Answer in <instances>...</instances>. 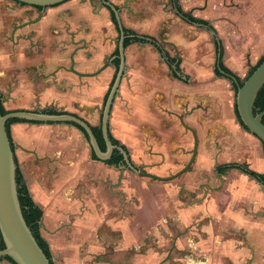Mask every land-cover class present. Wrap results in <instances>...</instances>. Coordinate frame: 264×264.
<instances>
[{
  "label": "crops",
  "instance_id": "crops-1",
  "mask_svg": "<svg viewBox=\"0 0 264 264\" xmlns=\"http://www.w3.org/2000/svg\"><path fill=\"white\" fill-rule=\"evenodd\" d=\"M174 1L175 0H170L173 5L174 14L184 23L185 21L175 12L176 8L174 9ZM177 1L182 11L184 13H189L185 12L179 4V0ZM234 2L239 4L236 0H234ZM155 3L158 7L160 6L162 13H167L165 10L166 7L162 6L164 4L158 2V0L155 1ZM181 4L184 7L183 0L181 1ZM3 5H7V3L0 0V91L7 92L6 95L8 99L6 100V104L10 106L9 108L13 110H32L40 107L42 103H45V101L48 100L53 102L57 101L58 103H64L61 101L64 100L66 103L75 98L76 100H83L84 104L81 103L82 106H86L87 109L92 108L91 112L98 109L102 104L101 101H103L104 96L108 93L110 84L113 80L115 71L114 67L112 65L109 66L95 77H85L87 82H81L78 87H75L73 90L76 91H73V94H70L69 98L66 97L68 94L61 91L60 83H58V86L52 87L48 92L37 90V87L42 85L40 81L44 80L47 76L58 78L55 74L56 71L54 73L46 72L48 67L49 69L52 68L58 60L53 58V55L45 57L43 52L45 47L47 49H53L55 47V41L57 38V34L55 33L56 28L59 26L58 23L60 22H57L51 14H47L38 24L15 28L16 25H19L27 19L25 16L26 14H18L17 18H12L13 11H18L19 9L13 10V6L9 4L10 14L8 15L7 9H5ZM245 6L246 8L243 11L244 14L241 16L240 20L236 22L228 20L225 16L220 15L221 27L227 28L230 26L233 35L225 30L223 31L221 27L217 30L212 27L210 22L206 19L194 17L189 13L194 18L207 22L216 33L217 39H214L216 44L215 66L217 64L219 43L221 49V59L219 64L222 63L226 69L240 80H245L249 71L253 68H250L248 72L245 71L244 64L246 62V54L250 53L252 61H255L259 53L264 51V2L263 0H250V2L247 0L245 1ZM240 7L228 9L235 10ZM228 9H224V12H227ZM102 13L107 16V23H110L113 26L112 30H115V27L108 16V11L103 8L96 16L92 14L88 16L84 15L85 13H80L81 15H79V17L83 18L81 23L87 27L84 28L80 26L78 29L75 27L72 31H69L72 39H70V44L72 41L71 45L77 42L84 43V45L81 46L82 48L79 49L74 56L75 68L78 72H95L104 64V61L110 62V57L116 49V38L118 35L117 37H114L113 34L109 32L108 26L103 25L102 27L105 26L106 28L103 29L98 26L96 21L98 19H94L95 17L98 18V16H101ZM121 14L118 15L121 16ZM123 14L127 16V19L124 21L122 19L124 16L122 15L120 20L122 22L121 25L126 30L133 31L139 36L154 38L157 41L154 37L156 34L145 33L142 32L141 29L135 28L132 18L133 16H135V18L139 17L137 16V13ZM166 18H163L160 21V24L157 23L159 25V32L162 30L166 32L165 35L169 41L177 45L182 51L183 58L184 30L180 29L178 26L176 27L175 24L171 22L172 20L169 18L168 13ZM12 19H14V21ZM197 27L206 29L205 26ZM174 32H180L181 34L174 35ZM156 33H158V31ZM137 46L142 48L139 52L140 54L137 53V55L132 56L127 53L129 49L130 52L136 53L134 48ZM70 48V46L65 48L66 52L72 50ZM253 48L254 50L249 51V49ZM167 54L172 59L179 62L180 71L177 75L178 77L172 75V71L152 45L137 43L136 45L128 47V50L125 53V65L130 67L131 64H136V68L124 73L118 87V95H116L118 96V100L116 98V101L115 99L113 100V112L111 111L112 116L109 119L114 123V127L120 122L125 128L123 132H119V129L116 130L117 136L129 137L130 141L132 140L130 137H132L133 141L135 140L141 143L144 139H142L143 135L140 134V132L139 134H136L135 131H133L132 134L129 131L126 132V129L128 130L129 126L133 125L132 123H139L141 125L139 128H144L145 125H152L155 129H162L166 126L165 122H171L170 120H164V122H162V119H160V112L171 110V112H180L184 109V102L193 107V102L200 99L199 97L194 98L193 96L195 95L189 90L188 76L184 75L180 68L182 63L181 57H174L169 53ZM86 55H91V57L86 59ZM144 56L150 57L153 60L149 65L150 67H148V71L152 75L158 74L167 78L171 82H174L175 85L179 87L178 89H184L185 96H174L173 105L170 107L167 105L162 106L160 102L164 100V96L157 91L158 89H156L157 87L155 86V83L152 82L153 87L151 90L148 89V92L154 93L155 97L152 98L154 102L151 103L149 97L145 98V91L147 90L141 88L142 81L139 79L140 76L137 72L138 69L142 67L140 64L142 63L141 61H143L142 59L145 58ZM230 56H233L234 58L233 63L230 60ZM263 56L264 53L259 57L257 63ZM105 57H107L106 60ZM158 58L160 61H163L165 66H167L169 75L161 72L160 65L157 63ZM216 67L214 68L213 78H215V83L219 86V92L216 95L220 103L216 113L217 116L215 117V120H217L215 122V124L217 123L216 129L208 138H204L203 135H201L200 138H197L196 133L192 129L197 139L195 156L198 163L197 170L198 172L200 171L201 174H204L209 171V166L213 164V173L215 175L214 183L206 188L208 189L206 190L208 193L202 198V204L200 206L201 210L194 214L191 213L189 215L190 217L188 216V220L190 221L193 218L191 216H197L198 222L200 221L204 224L206 220L208 222L209 219H211L208 217V212L210 211L214 216V219L212 220L219 225V236L215 241L216 246L218 247L217 251V247L215 248L214 244L213 246H210V244L205 245L203 243L200 245L203 250H206L205 252L208 257H213L211 261L212 264H264V185L238 169H231L218 174L219 168L232 164L240 165L242 162H246L252 172L264 174V157L253 153L244 155L242 151L244 145L253 144V136L247 133V131L241 126L236 116V91L234 90L233 82L220 73V75L216 74ZM53 74H55L56 77L55 75L52 76ZM122 80L125 82H122ZM227 84L234 91L233 111L230 110L227 103L225 104L224 100V97L226 96H224L223 89L227 90ZM120 86L121 90L119 95ZM170 90L172 92V89ZM199 93L201 94L203 92L200 91ZM120 106H122V109ZM203 106L205 107V105ZM63 110L75 112V110L72 109ZM194 112L195 111L191 112V114L186 117L189 122L195 120L193 118V114L195 116ZM112 123L109 124L112 125ZM60 125L64 124H32L21 122L13 123L9 126V133L14 145V156L17 166L23 176L30 197L42 210L43 215L41 219L40 233L49 246L52 261L53 257L55 258L56 255L60 256L62 252L61 250L67 247L68 237L66 232L68 229L76 228V224H79V222L87 223V220L89 219L90 222L87 224L88 227H91L97 218L93 214L88 215L89 217L86 218L87 211L85 214L77 213V210L80 208L76 202L77 181L79 175L80 177L82 176V170L84 171L83 166L90 169L88 176L92 181L98 180L99 176L96 172L99 171L105 173L106 169L114 168L113 166L106 165L103 161L92 159L91 154L84 159L86 160L85 163H82L84 160L73 159L67 150H63V146L67 145V141L63 140L62 136L59 135V133L65 130V125L62 127ZM182 125L186 126L183 120ZM117 126L119 127V125ZM188 128L191 129L190 127ZM165 129L166 127L163 132L168 136V131ZM68 130L83 138L82 133L75 127L69 126ZM198 139L200 144L211 143L213 146V152L209 153L206 145L203 147L199 144L198 146ZM116 140L120 142L118 139ZM120 144L125 146L121 142ZM59 151H61L60 155ZM211 155H213V163ZM194 160L192 164L194 163ZM116 170L120 173V169ZM93 186L90 188V191L92 192L95 191V187ZM80 204L81 208L85 205L83 202ZM204 204L207 205V207L203 208L202 205ZM200 217H207V219L202 220ZM68 226H70V228ZM206 232H208V230L204 228L202 233ZM43 234L44 236H48L47 239H45L46 237H44ZM202 236L205 239L206 236ZM218 241L219 244L217 243ZM207 249H211V251ZM207 251L214 254L210 256ZM216 256L217 259H215ZM0 264L11 263L3 260L0 261Z\"/></svg>",
  "mask_w": 264,
  "mask_h": 264
},
{
  "label": "rangeland",
  "instance_id": "rangeland-1",
  "mask_svg": "<svg viewBox=\"0 0 264 264\" xmlns=\"http://www.w3.org/2000/svg\"><path fill=\"white\" fill-rule=\"evenodd\" d=\"M3 1L7 3V5L3 6L7 9L8 15L10 14L9 4L13 6V10L19 9L18 11H13L12 18H17L18 14H26L25 16L30 19L37 16L35 15L36 11L30 7H20L10 0ZM100 1L71 0L61 6L45 10L44 16L51 14L57 22H60L56 28L55 47L53 49L49 48L50 50L45 47L43 52L45 57L53 55V58L58 60L52 68L49 69L48 67V70H46L47 73L56 71L58 78L47 76L40 81L42 85H39L37 90L48 92L52 87H56L60 83L61 91L68 94L66 97L69 98V95L76 91L73 90L75 87H78L81 82H87L86 78H79L67 70L70 65L69 57L71 53H73L75 46L80 45L78 42L71 45L72 41L70 44L71 35L69 31H72L75 27L78 29L80 26L86 28L87 26L85 27L81 23L83 18L79 17L80 13H85L84 15L88 16L91 14L94 16L98 15ZM155 1L157 0H109V3L121 11L122 14L119 13L121 16L118 17L121 19L123 15L122 19L124 21L127 16L123 13H137L139 17L135 18L133 16L132 18L135 28L141 29L145 33L156 34L154 37L167 53L174 57H181L180 68L183 74L188 76L189 90L195 95L193 96L194 98L199 97L200 99L193 102V107L184 102V109L180 112H171L172 110L160 112L162 122L164 120H170L171 122H165V130L168 131V136L163 132L165 127L159 130L152 125H145L144 128H139L141 125L134 122L132 123L133 125L130 124L132 126H129L126 132L129 131L131 134L133 131L136 134L140 132L144 140L139 143V141H133L132 137H130L132 139L130 141L129 137L117 136L116 130L119 129V132L125 130L122 123L118 122L116 124V126L119 125V127L117 126L118 128L114 127L111 119H109V123H112L110 125L111 134L127 147L131 161L138 169L144 167L147 172L152 174L170 177L185 168L191 159L194 147L193 135L189 130L185 129L180 119L183 120L186 126L194 130L197 138H200L201 135L204 138H208L216 129L217 123L215 124V122L217 120H215V117L220 104L216 95L219 92V86L215 83V78H213L216 44L214 37L207 29L181 22L175 16L170 0H158V2L164 4L162 6L166 7L165 10L172 20L171 22L176 27L178 26L184 30V57L182 58V51L177 45L169 41L165 35L166 32L163 30L159 32L157 23L160 24V21L166 18L167 13H162L160 6L158 7ZM181 1L179 0V4L185 12L191 13L194 17L206 19L212 27L218 30L222 25L220 23V15L234 22L240 20L244 14L245 1L247 0H236L241 7L234 0H183L184 7ZM235 7L240 8L235 10L228 9ZM224 9H228V11L224 12ZM94 19H100L101 24L97 22L98 26H108L109 32L114 37H117L116 31L112 30L113 26L107 23V16L102 13L101 16ZM12 20L14 21V19ZM120 23L122 22L120 21ZM102 28L104 29L105 26ZM221 28L223 31L225 30L233 35L230 26ZM103 29L101 30L104 31ZM157 31L158 33H156ZM173 34L181 33L174 32ZM68 46L72 50L66 52L65 48H68ZM141 49L137 46L134 48L136 53L130 52V49L127 53L132 56L137 55ZM252 50L254 48L249 49V51ZM263 53L264 51H261L255 61H252L250 53L246 54V62L244 64L246 72L256 65L257 60ZM86 56V59L91 57V55ZM142 60L140 64L142 67L137 72L140 76L139 79L142 81L141 88L147 90L145 91V98L149 97L151 103L154 102L152 100L155 97L154 93L148 92V89H152L153 83H155L157 91L164 96V100L160 102L162 106L167 105L170 107L173 105L174 96H185L184 89H178L179 87L174 82L158 74L152 75L148 71L150 63L153 62L152 58L146 56ZM230 60L232 63L234 62L233 56H230ZM157 63L160 65L161 72L168 74L169 70L163 61L158 58ZM134 68H136V64H131L130 67L125 65L124 71L126 73ZM124 80L122 82H125ZM170 89H172V92ZM226 89H223L224 96H226L224 97L225 104L227 103L230 110L233 111L234 91L228 84ZM120 90L121 86L119 95ZM200 91L203 93L200 94ZM115 98L118 100V96ZM61 101L64 103L59 105L57 101L48 100L42 103L40 107H44V105L45 108L55 107L59 111L72 109L75 110L74 114L87 121L90 125H98L101 105L96 109L97 111L91 112L92 108L87 109L86 106H82L81 103L84 104L83 100L73 98L70 102ZM4 107L7 110L10 109L8 105H4ZM120 108L122 109V106ZM193 111H195V116L193 114L195 120L189 122L186 117ZM64 127L65 130L59 133L62 139L67 141V145L63 146V150H67L73 159L76 158L81 161L86 159L91 154L86 139L70 132L68 130L69 125ZM253 141V144L244 145L242 150L244 155L251 153L263 155L261 143L255 137H253ZM199 144L198 139V146ZM200 145L203 147L206 145L209 153L213 152L211 143ZM60 154L61 151H59ZM211 159L213 163V155H211ZM85 161H82V163H85ZM83 167L82 176L80 177L79 175L77 181L76 202L80 206L77 213L85 214L87 211L86 218L91 214L97 218L91 227H88L87 224L90 222L89 219L87 223L79 222V224H76V228L67 230V247L61 250L60 256L56 255L55 258L53 257L54 264H212L213 257H208L206 250H203L200 245L203 243L213 246L214 244L215 248L217 247L215 241L219 236V225L212 220L214 216L210 211L208 212V217L211 219L208 222L206 220L207 217H200L202 220H206L204 224L203 222H198L197 216H191L193 218L190 221L188 219L191 213L194 214L201 210L202 198L208 193L206 188L214 183L213 164L209 166V171L201 174L197 170L198 163L195 158L194 163L186 173L168 182L141 177L128 171V169H124L123 177L119 181L120 173L114 168L106 169L105 173L96 172L99 176V181H92L88 176L90 169ZM92 186L95 187L93 192L90 191ZM81 202L85 204L83 208H81ZM202 207H207V205L204 204ZM203 226L208 232L202 233ZM68 227L70 228V226ZM202 235L206 236L205 239ZM44 237L47 239L48 236ZM217 243L219 244V241ZM217 249L218 247L216 251ZM207 250L211 251V249ZM208 254L212 256L214 253L208 252ZM215 259H217V256Z\"/></svg>",
  "mask_w": 264,
  "mask_h": 264
},
{
  "label": "water",
  "instance_id": "water-1",
  "mask_svg": "<svg viewBox=\"0 0 264 264\" xmlns=\"http://www.w3.org/2000/svg\"><path fill=\"white\" fill-rule=\"evenodd\" d=\"M18 5H24L28 7L46 9L55 7L69 0H11ZM107 6L113 11L118 22V15L116 8L107 4ZM175 9V7H174ZM177 13V10L175 9ZM200 26L198 24H193ZM206 29L210 31L211 35L216 40V33L206 26ZM161 42V41H160ZM120 53V67L116 75L113 86L107 97L104 110L102 112V125L101 131L105 140L107 150L102 152L98 146L97 140L92 132L91 127L82 119L71 114H57L50 115L40 111H12L6 115L0 114V237L4 243V249L0 250V259L5 257L11 258L16 264H51L46 258L43 251L37 244L32 232L26 225L20 203L18 200V192L16 185V160L14 151L12 149L11 141L8 137L6 124L12 119H22L29 122H37L40 124H57L68 123L71 126L80 127L84 130V133L79 130L83 138L86 139L90 150L93 151L99 161H105L110 158L115 146H113L108 137V118L111 109V105L115 95L118 92L122 76L125 68L124 48L122 44L119 45ZM221 59V49L218 43L217 52V68ZM108 64L96 72L88 75H82L80 77H95L99 75ZM70 71L73 72L71 69ZM227 77L233 83H236L234 78ZM264 86V60L253 71V73L244 80L242 86H238L235 93V107L237 111L238 119L243 125L244 129L253 137H255L264 146V124L262 122L264 118V110L254 113V103L260 90ZM182 124V119H180ZM185 129L190 130L194 137V149L192 152V159L186 166L185 170L189 168L196 156L197 139L192 129L184 126ZM86 137V138H85ZM123 153L125 163L131 167L127 154ZM184 170V172H185ZM123 170H121L122 172ZM141 176L151 179L165 181L169 179H161L146 172H141Z\"/></svg>",
  "mask_w": 264,
  "mask_h": 264
},
{
  "label": "trees",
  "instance_id": "trees-1",
  "mask_svg": "<svg viewBox=\"0 0 264 264\" xmlns=\"http://www.w3.org/2000/svg\"><path fill=\"white\" fill-rule=\"evenodd\" d=\"M174 5H175V8L177 10L178 16H180L182 18V20H184L186 23L192 24V25L193 24H198L200 26H205V27L207 26L210 29H212V27L207 22H205L203 20L196 19L193 16H191V14H189V13H184L182 11V9L180 8V6L178 5V1L177 0L174 1ZM110 14H111L110 16H111L112 23L114 25H117L116 17L114 15L113 11H111ZM123 32H124V34H126L128 36L131 35V37H127L126 40L124 41V47L125 48L127 46H129L130 44H132V43L151 44L159 52V54L162 56V58L165 59L168 67L172 71V75L174 77H178L177 75H178V73L180 71L179 62L176 61L175 59H172L167 54V52H165L163 50V48L158 44V42L154 38H150V37H147V36H139V35L137 36L136 33L132 32V31H129V30H126V29H124ZM115 55H118V51L117 50L115 52ZM263 60H264V56L249 71V73H248L246 78H248L253 73V71L261 64V62ZM115 63L118 65L119 64V60L116 59ZM215 73L218 74V75L225 74L226 76H228L230 78H234L236 80V83H233V87H234L235 91L237 90V87L238 86H242V84L244 82V80L242 81L239 78H237L236 76H234L228 69H226L223 66L222 63L219 64L218 68L216 67ZM106 98H107V95H106ZM263 110H264V86L260 90V92L257 95V98L255 100L254 113L261 112ZM7 113L8 112L5 111L3 109V107L0 105V114L1 115H6ZM43 113H47V114H50V115L59 114V113H57V112H55L53 110L44 111ZM235 113H236V116H237L236 108H235ZM237 118H238V116H237ZM21 122L39 124L37 122H29V121H25V120H22V119H12V120L8 121L7 124H6V128H7V133H8V137H9L10 141H11V138H10V133H9V126L11 124H13V123H21ZM262 122L264 124V118H263ZM239 123H240V120H239ZM241 126L243 127L242 124H241ZM75 128H78L79 130H81V132L84 133V130L82 128L77 127L76 125H75ZM91 129H92V132H93V134H94V136H95V138L97 140V143H98V146H99L100 150L102 152H105L106 151V144H105V142L103 140V137H102L101 128L100 127H91ZM109 137H110L111 144L113 146L117 147V148L114 149V153H113L112 157L110 159H108V160H105L104 162L109 164V165H118L121 162L123 163V155H122L121 151L119 150V148L122 151H124V152H127V150L117 140H115L111 136H109ZM11 145H12V149L14 151V145H13L12 141H11ZM263 148H264V146H263ZM91 157L94 160H98L97 157L95 156V154L93 153V151L91 153ZM16 169H17V171H16V185H17V192H18V200H19V203H20V207H21V211H22V215H23L24 221H25L26 225L28 226V228L30 229V231L32 232L37 244L39 245V247L43 251V253L46 256V258L51 262V264H53L52 255L50 253L49 246H48L47 242L44 240V238L41 236V233H40V224L39 223H40L42 215H43L42 214V210L33 202L32 198L30 197L28 189H27L26 184L24 182L23 176L20 173V170H19V168L17 166V162H16ZM231 169H238L241 172H243L246 175L254 178L255 180H257L258 182H260L261 184L264 185V175H259V174L255 173V172H252L251 170H249V169H247L245 167H242V166L228 165V166H224V167L219 168L218 171H219V173H224L227 170H231ZM2 249H4V243H3V241H2V239L0 237V250H2ZM3 260H5V261H7V262H9L11 264H16L9 257H5L4 259H0V261H3Z\"/></svg>",
  "mask_w": 264,
  "mask_h": 264
},
{
  "label": "flooded vegetation",
  "instance_id": "flooded-vegetation-1",
  "mask_svg": "<svg viewBox=\"0 0 264 264\" xmlns=\"http://www.w3.org/2000/svg\"><path fill=\"white\" fill-rule=\"evenodd\" d=\"M11 1V0H10ZM71 0H69V1H66L65 3H67V2H70ZM13 2V1H12ZM15 3V2H14ZM65 3H62V4H60V5H57V6H55V7H58V6H61V5H63V4H65ZM15 4H17V3H15ZM107 4H110L109 3V0H101L100 1V3H99V6H98V13L100 12V10L101 9H106L107 11H108V14H109V17H110V21H111V23H112V20H111V14H110V12L112 11L108 6H107ZM18 5V4H17ZM20 7H28V6H24V5H19ZM55 7H50V8H46V9H41V8H34V7H30V8H32L33 10H35L36 11V14L35 15H37L35 18H32V19H30V18H28V17H26L27 19L24 21V22H22V23H20L19 25H16L15 26V28H22V27H25V26H31V25H35V24H38V23H40L43 19H44V12H45V10H47V9H52V8H55ZM115 8H116V10H117V12H118V14H119V12H121L120 10H118V8L116 7V6H114ZM95 13H96V10H95ZM115 15V14H114ZM119 16V15H118ZM100 20V19H99ZM118 20H120V18L118 17ZM121 21V20H120ZM120 21H116L117 22V25H114L113 23V25H114V27H115V30H116V32H117V35H118V37H117V39H116V49L114 50V52L112 53V55H111V57H110V62H108V61H106L100 68H102L104 65H106V64H108V66L105 68V69H107L109 66H113L114 67V77H113V80H112V82H111V84H110V87H109V90H108V93L106 94L107 95V97H108V95H109V93H110V90H111V88H112V86H113V83H114V81H115V78H116V75H117V73H118V70H119V67H120V53H119V45H120V43L122 44V46H123V48H124V57H125V53H126V51L128 50V47L129 46H131V45H136L137 43H132V44H130L129 46H127L126 48L124 47V41L126 40V38L127 37H131V35L130 36H128V35H126V34H124V32H123V30L125 29L122 25H121V23H120ZM97 22H100V24H101V20L100 21H98L97 20ZM119 28V29H118ZM130 31V30H129ZM133 32V31H132ZM135 33V32H134ZM138 36V35H137ZM84 45V43L83 42H81L80 43V45H78V46H76V48H75V50L73 51V53H71V55H70V57H69V60H70V65H69V68L67 69L70 73H73L74 75H76L77 77H80V76H82V75H88V74H92V73H83V72H78L77 70H76V68H75V62H74V56H75V53L79 50V49H81L82 47L81 46H83ZM151 45V44H150ZM154 47V46H153ZM155 49V48H154ZM116 50L118 51V55H115V52H116ZM111 58H112V60H111ZM161 58H162V56H161ZM116 59H118L119 60V64L117 65L115 62H116ZM164 59V58H163ZM164 62L166 63V61H165V59H164ZM126 63V62H125ZM167 64V63H166ZM216 67V66H215ZM99 68V69H100ZM73 70V72L72 71H70V70ZM99 69H97V70H99ZM105 69H103L102 70V72L105 70ZM125 69V68H124ZM96 70V71H97ZM95 71V72H96ZM94 73V72H93ZM124 73H125V71H124ZM56 74V73H55ZM55 74H53L52 76H54ZM123 76H124V74H123ZM122 76V77H123ZM80 78H85V77H80ZM6 91L5 92H1L0 91V105L3 107V109L5 110V111H7L8 113L9 112H12V111H40V112H44V111H48V110H53V111H55V112H57V113H59V114H71V115H74V116H77L76 114H74L73 112H70V111H66V110H61V111H59V110H57L55 107L54 108H52V107H47V108H45V106L44 107H38V108H34V109H32V110H28V109H15V110H13V109H5V107H4V105H7L6 103V100L8 99L7 98V95H6ZM106 95L104 96V98H103V101H102V104H101V113L99 114V123H98V125H96V126H92V125H90L87 121H85L84 119H82V118H80V119H82V120H84L90 127H100L101 128V125H102V112H103V110H104V107H105V103H106V100H107V98H106ZM117 95V94H116ZM115 95V96H116ZM114 99H115V97H114ZM113 99V100H114ZM60 103L61 102H59L58 104L60 105ZM112 104H113V102H112ZM39 105V104H38ZM112 108H113V106L111 105V109H110V113H109V118H110V115H111V111H112ZM78 117V116H77ZM109 118H108V137L109 136H111L112 138H114L113 137V135L111 134V130H110V124H109ZM57 124H64V125H69V126H71L70 124H68V123H57ZM73 127V126H72ZM102 137H103V135H102ZM86 138V137H85ZM109 139H110V137H109ZM115 139V138H114ZM103 140H104V138H103ZM116 140V139H115ZM104 142H105V140H104ZM120 143V142H119ZM106 144V143H105ZM262 145V144H261ZM123 146V145H122ZM125 147V146H124ZM262 147H263V145H262ZM117 148V147H116ZM115 149V148H114ZM125 149H126V147H125ZM106 150H107V146H106ZM127 150V149H126ZM91 151V150H90ZM106 152V151H105ZM91 153H92V151H91ZM113 153H114V150H113V152H112V154H111V156H110V158L112 157V155H113ZM122 153V152H121ZM126 154H127V156H128V161H129V163H130V165H131V167H129L126 163H125V161H124V157H123V163L121 162V163H119L118 165H109V164H107V163H105L104 161V163L106 164V165H108V166H113L115 169H120V179H119V181H121V179H122V177H123V174H124V169H128V171H130V172H132V173H135V174H138V176H141L140 175V173L141 172H146L147 174H149V175H152V176H155V177H158V178H161V179H169V180H172V179H175V178H177V177H179V176H181L182 174H184L185 172H187V170L191 167V165H192V163H191V165L189 166V168H187L186 170H185V168H186V166L189 164H187L186 166H185V168L182 170V171H180L179 173H177V174H175V175H173V176H170V177H162V176H159L158 174L157 175H155V174H152V173H150V172H147L146 171V169L144 168V167H142V168H140V169H138V167L135 165V164H133L132 162H131V158H130V156H129V152L127 151V152H125ZM122 155H123V153H122ZM259 155H261V154H259ZM261 156H263L264 157V148H263V155H261ZM109 158V159H110ZM108 160V159H107ZM232 165H238V164H232ZM238 166H242V167H245V168H247V169H249V167H248V164L246 163V162H242V164H240V165H238ZM121 170H123L122 172H121ZM184 170H185V172H184ZM250 170V169H249ZM256 173V172H255ZM218 174H220L219 173V171H218ZM257 174H259V173H257ZM259 175H264V174H259ZM141 177H144V176H141ZM145 178H148V177H145ZM149 179H151V178H149ZM152 180H155V179H152ZM169 180H165V181H160V182H168ZM156 181H159V180H156ZM263 185V184H262ZM42 219V218H41ZM40 226H41V221H40Z\"/></svg>",
  "mask_w": 264,
  "mask_h": 264
}]
</instances>
